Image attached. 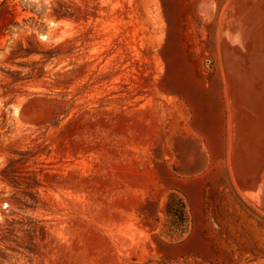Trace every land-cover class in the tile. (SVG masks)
<instances>
[{
	"label": "rangeland",
	"instance_id": "obj_1",
	"mask_svg": "<svg viewBox=\"0 0 264 264\" xmlns=\"http://www.w3.org/2000/svg\"><path fill=\"white\" fill-rule=\"evenodd\" d=\"M263 21L264 0H0V264H264V154L246 179L229 160Z\"/></svg>",
	"mask_w": 264,
	"mask_h": 264
},
{
	"label": "bare ground",
	"instance_id": "obj_2",
	"mask_svg": "<svg viewBox=\"0 0 264 264\" xmlns=\"http://www.w3.org/2000/svg\"><path fill=\"white\" fill-rule=\"evenodd\" d=\"M255 10V9H254ZM254 13L255 12H253V13H251V16L253 15L254 16ZM246 16V15H245ZM248 16H250L249 15V13H248ZM250 18V17H249ZM249 18H247L248 19V21L247 22H249ZM263 18H261V20H262ZM245 21H246V18H245ZM258 21V20H257ZM262 22V21H261ZM264 22V21H263ZM254 23V22H253ZM259 23V22H258ZM251 24V23H250ZM249 24V25H250ZM248 25V26H249ZM262 25V24H261ZM261 25L259 26V27H261ZM263 26V25H262ZM245 27H246V25H245ZM250 27V26H249ZM248 27V28H249ZM254 27V26H253ZM252 27V28H253ZM256 27V26H255ZM257 28V27H256ZM261 28H263V27H261ZM255 31V30H254ZM256 31H258V30H256ZM255 31V32H256ZM253 32V31H252ZM255 32H253V33H255ZM248 33H250L249 31H248ZM247 33V34H248ZM252 33V34H253ZM257 34H260V33H257ZM264 34V33H263ZM251 35V34H250ZM261 35V34H260ZM248 36V35H247ZM255 36H257L258 37V35H254V37ZM253 37V42H257V40H255V38ZM250 38V37H249ZM252 38V37H251ZM259 38H261V37H259ZM256 39H258V38H256ZM262 39V38H261ZM249 40V39H248ZM259 42V41H258ZM261 42V41H260ZM255 44V43H254ZM257 45H258V47H259V45H261V44H258V43H256L255 44V46L257 47ZM251 57V56H250ZM254 57V56H253ZM228 64H231V66H232V63H231V61L230 62H228ZM226 69H228V65H227V67H226ZM229 70V69H228ZM232 71H234V70H232ZM235 72V71H234ZM242 72V71H241ZM240 72V73H241ZM236 73V72H235ZM227 74V73H226ZM237 74H239V72L237 73ZM227 76V75H226ZM229 78V77H228ZM235 78V75H234V73L232 72V74H231V78L229 79V81L230 82H232L231 83V86L229 87V88H231V89H229V90H232V92H233V94L234 95H232V96H234V100L232 101V108H235L234 110V112L230 115V147H229V160H230V165H231V171H232V174L235 176V175H237V176H240V177H243V178H245V177H247V176H249V175H252L253 173H254V169H255V166L257 165V162L259 161V159L261 158L260 156H262L263 154H264V150H263V140H264V138L263 137H261V138H263V140L258 136L257 138H258V140H259V138H260V144H252L251 142H252V139L250 138V133H251V130H250V132L248 133V129L251 127L249 124H250V121H249V119L247 118V116H246V114L242 111V108L241 107H237L238 105H240L239 104V102H241L242 101V99H243V102H245L246 100H248V101H250V102H252L253 101V104H254V111L257 113V115L258 116H261V115H263V113H264V102L262 103L261 102V100H258V101H256V103H255V101H254V94H252L251 92L249 93V94H244L243 92H246V91H243L242 92V86L241 87H239V82H238V80L240 79V80H242L241 78H239V79H234ZM244 80V79H243ZM248 80V79H247ZM246 80V81H247ZM226 82V81H225ZM248 82V81H247ZM243 83H245L244 81H243ZM248 84H249V82H248ZM245 85V84H244ZM246 86H247V84H246ZM249 86V85H248ZM247 86V87H248ZM251 90V89H250ZM227 91V90H226ZM248 91V90H247ZM230 92V94L232 93L231 91H229ZM242 92V93H241ZM232 96L230 97V99H232ZM256 97V96H255ZM258 97V96H257ZM260 98V97H259ZM229 99V98H228ZM245 100V101H244ZM234 102V103H233ZM242 102V103H243ZM244 104V103H243ZM246 104H247V101H246ZM246 104H245V106H246ZM236 105V107H234ZM252 105V104H251ZM246 107H249V103H248V105L246 106ZM252 107V106H251ZM241 108V109H240ZM249 109H250V111H251V109L252 108H250L249 107ZM244 110V109H243ZM248 112H249V110H248ZM254 113V112H253ZM248 114H250V113H248ZM254 116H256V115H254ZM257 116V117H258ZM264 116V115H263ZM260 117V119L261 118H264V117ZM253 117V116H252ZM251 117V118H252ZM250 118V119H251ZM254 118V117H253ZM257 119H259V117L257 118ZM256 119V122L253 120V124L251 123V125H255L254 127H256V124L258 123V125H257V127H259V128H261L262 127V123H261V121L262 120H257ZM259 121H260V123L262 124H259ZM255 122V123H254ZM264 122V121H263ZM260 125V126H259ZM253 127V126H252ZM251 127V128H252ZM256 127V128H257ZM262 129H264V128H262ZM261 129V130H262ZM253 131H254V128H253ZM252 131V132H253ZM263 131V130H262ZM262 134V133H261ZM263 136V135H262ZM262 150V151H261ZM256 152L257 153H259L260 152V154L259 155H257L256 154ZM261 153H262V155H261ZM247 154H252L253 156H251V158H248L247 157ZM255 154H256V158H255ZM258 166H259V164H258ZM236 178V177H235ZM261 178V177H260ZM246 179V178H245ZM248 181V180H247ZM259 184V183H258ZM258 187V186H257Z\"/></svg>",
	"mask_w": 264,
	"mask_h": 264
},
{
	"label": "trees",
	"instance_id": "obj_3",
	"mask_svg": "<svg viewBox=\"0 0 264 264\" xmlns=\"http://www.w3.org/2000/svg\"><path fill=\"white\" fill-rule=\"evenodd\" d=\"M165 211L170 218L169 226L172 228L166 232L169 235L176 234L180 236L184 234L188 223V214L183 199L177 194H169L165 204Z\"/></svg>",
	"mask_w": 264,
	"mask_h": 264
}]
</instances>
